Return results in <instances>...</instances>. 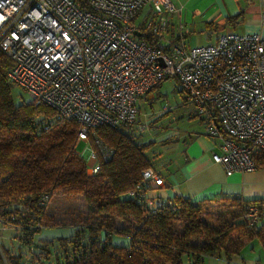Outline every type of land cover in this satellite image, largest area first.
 Listing matches in <instances>:
<instances>
[{
	"label": "built area",
	"instance_id": "1",
	"mask_svg": "<svg viewBox=\"0 0 264 264\" xmlns=\"http://www.w3.org/2000/svg\"><path fill=\"white\" fill-rule=\"evenodd\" d=\"M146 7L149 13L139 20ZM176 11L172 0H0V49L12 59L10 80L29 102L52 107L56 120L79 124L88 173L98 172L101 155L113 154L95 129L135 124L138 99L169 76L179 78L184 101L205 120V134L217 148L214 162L228 175L258 167L257 155L264 153V36L230 31L190 46L183 25L182 33L170 34ZM161 184L151 166L130 193L157 212L166 200L149 192ZM243 209L254 226L264 216V200Z\"/></svg>",
	"mask_w": 264,
	"mask_h": 264
},
{
	"label": "trees",
	"instance_id": "2",
	"mask_svg": "<svg viewBox=\"0 0 264 264\" xmlns=\"http://www.w3.org/2000/svg\"><path fill=\"white\" fill-rule=\"evenodd\" d=\"M11 65L0 49V221L18 227L27 242L44 230L71 228L68 236L37 240L41 264H205L207 256L240 253L245 236L264 248V216L248 226L243 209L247 202L264 199L222 198L237 207L241 220L214 228L202 215L205 203L215 198L193 202L176 195L152 213L141 195H132L143 170L154 167L156 155V141L134 134V124L95 129L113 154L104 159L99 152L98 172L88 173L86 158L76 149L79 124L56 120L55 110L46 104L17 103V84L8 76ZM257 156V166L263 167L264 153ZM59 192L81 195L91 210L80 211L78 221L62 224L47 210ZM116 217L124 224L118 225ZM4 256L8 264H20V256L5 249ZM4 256L0 252V264Z\"/></svg>",
	"mask_w": 264,
	"mask_h": 264
},
{
	"label": "crops",
	"instance_id": "3",
	"mask_svg": "<svg viewBox=\"0 0 264 264\" xmlns=\"http://www.w3.org/2000/svg\"><path fill=\"white\" fill-rule=\"evenodd\" d=\"M172 1L177 11L169 17L170 34L179 35L184 28V39L195 31L207 33L209 38L215 40L221 33L230 31L259 32L264 36V0ZM148 13L146 7L139 20ZM184 114L188 126L193 120L199 124L194 129L188 126L176 127L178 129L172 131L174 136L168 134V137H173L172 143L156 145L158 152L153 156V166L159 171L162 184L150 190L149 194L163 200L179 195L193 202L207 198L221 201L226 200L222 198L263 200L264 166L228 175L223 165L214 162L212 158L217 148L205 134V120L196 115L193 105ZM242 242L244 247L240 253L230 258L225 253L207 256L205 264H264V248L259 241L248 240L245 236Z\"/></svg>",
	"mask_w": 264,
	"mask_h": 264
},
{
	"label": "rangeland",
	"instance_id": "4",
	"mask_svg": "<svg viewBox=\"0 0 264 264\" xmlns=\"http://www.w3.org/2000/svg\"><path fill=\"white\" fill-rule=\"evenodd\" d=\"M215 38V37H213ZM188 45L210 44L215 39L209 38L207 33L195 31L188 34L185 38ZM190 47V46H189ZM183 85L177 76L167 77L162 86L153 89L148 94L138 99L140 107L139 118L137 122L131 126V131L138 137L145 140H158L156 145L170 144L173 141L176 127L184 128L188 126L186 111L191 108L189 103L183 99ZM13 96L17 103L29 102V97L25 91L18 85L13 89ZM199 124L193 120L188 126L195 128ZM144 129H143V128ZM168 134L172 136L168 137ZM175 138V137H174ZM153 146V148L156 147ZM85 142L79 141L76 149L84 156H87ZM157 150L155 153L157 154ZM130 196V193H128ZM48 212L55 214L56 220L62 224H70L72 221L79 220V212H88L89 208L85 199L81 195L68 196L63 192L54 195L50 201ZM238 209L230 201H209L205 203L203 219L212 227L217 228L221 225H235L240 222ZM118 225H123L122 218L116 217ZM178 228L181 222L177 223ZM231 227V226H230ZM243 229L234 231L233 235L239 236ZM68 227H54L53 229L44 230L33 236L32 242H27L22 237V233L18 227L0 221V252L4 256V249L12 256H20V264H41L39 261V248L37 240L39 238H52L57 234L70 235ZM3 246V248H2ZM55 249L56 246H53ZM59 249H55V252ZM4 259L5 256L3 257ZM43 263V262H42Z\"/></svg>",
	"mask_w": 264,
	"mask_h": 264
},
{
	"label": "water",
	"instance_id": "5",
	"mask_svg": "<svg viewBox=\"0 0 264 264\" xmlns=\"http://www.w3.org/2000/svg\"><path fill=\"white\" fill-rule=\"evenodd\" d=\"M137 34H139V32H137Z\"/></svg>",
	"mask_w": 264,
	"mask_h": 264
}]
</instances>
